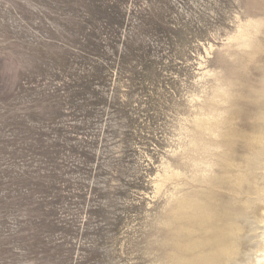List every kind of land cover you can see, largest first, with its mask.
Masks as SVG:
<instances>
[{
	"label": "rangeland",
	"instance_id": "obj_1",
	"mask_svg": "<svg viewBox=\"0 0 264 264\" xmlns=\"http://www.w3.org/2000/svg\"><path fill=\"white\" fill-rule=\"evenodd\" d=\"M263 12L264 0H0V264H151L153 182L201 76L228 67L221 46ZM256 63L261 87L264 50Z\"/></svg>",
	"mask_w": 264,
	"mask_h": 264
},
{
	"label": "bare ground",
	"instance_id": "obj_2",
	"mask_svg": "<svg viewBox=\"0 0 264 264\" xmlns=\"http://www.w3.org/2000/svg\"><path fill=\"white\" fill-rule=\"evenodd\" d=\"M263 50L264 14L221 46L227 68L201 76L208 81L182 121L180 148L153 182L161 204L151 264H264V73L261 87L251 76Z\"/></svg>",
	"mask_w": 264,
	"mask_h": 264
}]
</instances>
